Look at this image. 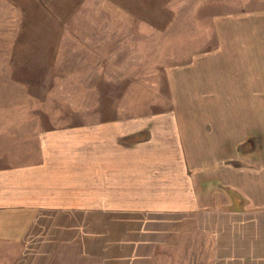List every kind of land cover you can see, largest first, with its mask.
Listing matches in <instances>:
<instances>
[{
    "label": "crops",
    "instance_id": "0c3cea01",
    "mask_svg": "<svg viewBox=\"0 0 264 264\" xmlns=\"http://www.w3.org/2000/svg\"><path fill=\"white\" fill-rule=\"evenodd\" d=\"M48 6L44 72L65 22ZM82 50L81 69L102 66L104 49ZM259 71L242 67L241 84ZM201 117L50 114L80 121L35 130L0 165V264H264V162L234 157Z\"/></svg>",
    "mask_w": 264,
    "mask_h": 264
},
{
    "label": "rangeland",
    "instance_id": "374dc122",
    "mask_svg": "<svg viewBox=\"0 0 264 264\" xmlns=\"http://www.w3.org/2000/svg\"><path fill=\"white\" fill-rule=\"evenodd\" d=\"M48 5L65 22L44 72ZM87 45L99 68L81 69ZM242 67L264 75V0H0V165L35 130L80 121L50 114H200L208 138L226 130L234 157L264 162V77L244 86Z\"/></svg>",
    "mask_w": 264,
    "mask_h": 264
}]
</instances>
